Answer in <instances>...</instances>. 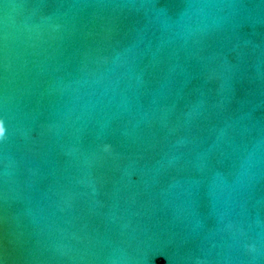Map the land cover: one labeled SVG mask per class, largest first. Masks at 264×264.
Listing matches in <instances>:
<instances>
[{"label":"water","instance_id":"water-1","mask_svg":"<svg viewBox=\"0 0 264 264\" xmlns=\"http://www.w3.org/2000/svg\"><path fill=\"white\" fill-rule=\"evenodd\" d=\"M0 264H264V0H0Z\"/></svg>","mask_w":264,"mask_h":264}]
</instances>
